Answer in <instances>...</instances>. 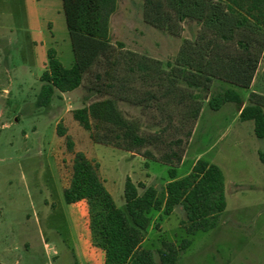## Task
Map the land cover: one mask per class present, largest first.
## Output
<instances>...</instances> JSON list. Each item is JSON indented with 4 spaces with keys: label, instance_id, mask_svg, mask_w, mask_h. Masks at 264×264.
I'll use <instances>...</instances> for the list:
<instances>
[{
    "label": "rangeland",
    "instance_id": "1",
    "mask_svg": "<svg viewBox=\"0 0 264 264\" xmlns=\"http://www.w3.org/2000/svg\"><path fill=\"white\" fill-rule=\"evenodd\" d=\"M0 9V35L6 34L0 37V264L80 261L74 253L81 227L74 223L63 199L71 178L73 154L65 138L58 136V125L72 141L74 152L98 164L99 177L117 208L124 210L127 178L153 187L159 196L163 194L170 167L137 153L94 143L89 132L73 119L72 111L110 97L122 98L119 109L140 124L142 135L151 136L145 149L156 158L170 150L182 151L184 160L176 167L179 177L190 172L196 158L215 164L224 176L226 207L215 228L189 236L181 206L169 216L162 210L153 211L141 247L150 250L158 262L157 251L163 248V242L180 245L188 239L191 244L176 264H264V164L258 159L264 139L254 136L251 121L239 120L234 103H226L218 111L207 106L208 98L223 89L237 91L243 104L249 102L252 93L264 96V53L251 89L214 81L207 93L200 92L204 99L196 122L190 119L186 106L160 99L157 75L145 79L130 75L122 61L116 72L112 70L116 80L103 75L108 69L104 64L96 65L84 75L78 89L61 99L53 97L48 108L37 109L34 102L47 57L40 44H30L25 37L24 14L34 30L30 35H39L32 0H0ZM60 13L64 15L63 8ZM142 13V0H117L109 22L110 42L116 50L123 47L119 53L130 51L158 58L168 69L167 63L174 62L182 41L195 39L198 26L184 22L180 35L175 36L147 25ZM52 19L54 29L48 25L45 28L48 49L69 69L74 54L65 16L59 21L52 13ZM3 27H12V34ZM98 74L101 80L96 78ZM121 77L125 80L124 90L119 89L117 79ZM110 83L115 87L106 88ZM144 91L157 99L145 100ZM136 94L137 101L147 106L134 105L132 97ZM189 130L192 134L187 138ZM178 139L181 144L172 145ZM138 192L141 194L143 188Z\"/></svg>",
    "mask_w": 264,
    "mask_h": 264
},
{
    "label": "trees",
    "instance_id": "2",
    "mask_svg": "<svg viewBox=\"0 0 264 264\" xmlns=\"http://www.w3.org/2000/svg\"><path fill=\"white\" fill-rule=\"evenodd\" d=\"M65 23L69 32L74 64L64 68L55 52L47 51V69L39 78L40 89L34 106L48 108L55 92L69 93L78 89L84 75L94 66L105 65L104 76L112 75L122 65L130 75L141 79L152 75L159 77L160 99L189 108L193 122L199 118L203 97L214 81L249 89L264 53V0H142L143 21L156 29L179 36L184 22H194L198 31L194 40L184 39L173 63L163 69L160 62L128 51L110 42L109 22L117 0H61ZM118 51V52H117ZM116 70V71H115ZM101 75H96L101 80ZM124 90V77L117 79ZM112 89L114 84L105 86ZM133 91V88H129ZM145 100H156L155 94L144 91ZM117 96V93L115 94ZM124 99V98H123ZM134 105L137 94L132 97ZM120 97L94 101L72 111L73 119L89 132L94 143L103 144L167 165L170 181L161 196L153 187L135 184L129 178L124 183V210L117 208L98 174V164L80 152L73 151V143L58 125V136L64 137L66 147L73 154L71 179L63 191L67 205L79 201L99 204L93 223L97 228L104 250L105 264H176L180 254L190 246L184 239L180 245L162 243L158 262L153 253L141 247L144 232L150 224L153 211H163L169 216L181 206L185 214V231L189 236L208 232L216 227L225 210V181L218 166L198 159L190 172L176 178V167L182 161V151L170 150L160 158L145 149L151 136L141 133L138 122L127 118L118 107ZM129 100V98L127 99ZM238 106L240 121L253 123V134L264 139V96L252 93L243 104L240 94L233 89H223L207 100V106L218 111L224 104ZM147 106V105H144ZM192 131L186 133L190 138ZM180 139L172 145H180ZM142 149H145L142 151ZM264 164V148L258 152ZM142 187L140 194L138 189Z\"/></svg>",
    "mask_w": 264,
    "mask_h": 264
},
{
    "label": "crops",
    "instance_id": "3",
    "mask_svg": "<svg viewBox=\"0 0 264 264\" xmlns=\"http://www.w3.org/2000/svg\"><path fill=\"white\" fill-rule=\"evenodd\" d=\"M32 3L34 6V11H35V15H34L35 20L37 21V24L39 25V27L37 28L38 29L37 32L39 35L36 38H34L30 35V33H33L34 30L30 26L29 20L27 18V14H24V17H25V22H24L25 26L24 27L25 28H23V29L25 32V37L29 41L30 44H33V45L40 44L41 48L43 49V54H45V56L47 57V51L49 49L47 46L48 36L45 32V30H46L45 28H46V25H48L50 27V29L51 28L54 29V27H55V25L53 23L54 20L52 19V13L57 14L59 21H60V19H64V15H62V13H60V10H62V2H61V0H32ZM2 10L0 9V14L3 13ZM5 28H7L6 30L9 31L10 34H12L11 33L12 27H5ZM5 28L3 27L2 30L4 31ZM2 34L6 37L5 33H2ZM1 35H0V37H2ZM8 37H10V36H8ZM50 38L54 39L53 35H51ZM152 60L158 61L161 64H163V61L161 59L152 57ZM163 69H165V68H163ZM253 83H254V80H253L249 89L252 88ZM40 86H41V83H40ZM39 89H40V87H39ZM251 92H253V91H251ZM69 93H71V92H69ZM69 93L55 92L53 97H55L56 99H61ZM244 102L245 101H243V103ZM243 105L244 104H242L241 107ZM50 106H52L51 103H50ZM236 113H237L236 115L238 117L239 110H237ZM127 153L131 154L130 152H127ZM138 155L139 154H137L136 156H138ZM197 159L198 158H196L194 160V163L197 161ZM183 160H184V157H183L180 164H182ZM70 164L72 166V159H71ZM176 178L177 179L182 178V177H179L177 175V171H176ZM169 181H170V179L168 178V180L166 181L165 184H167ZM69 184H70V180H69L68 184L66 185V187L64 188V190L66 188H68ZM68 208L70 209L69 213L71 215H73V217H74L73 218L74 223L76 224L77 227H81L79 229H81V231H82V233L79 234V236H78V240H79L78 250L76 251V253H74V256L78 257L80 259V261L77 259L76 263L77 264H105L104 263V250H103V247L101 244V238L99 236L97 228L94 226V223H93V219H94L96 213L101 209L100 205L97 203L91 204V203L83 200V201H79L77 203L68 205Z\"/></svg>",
    "mask_w": 264,
    "mask_h": 264
}]
</instances>
